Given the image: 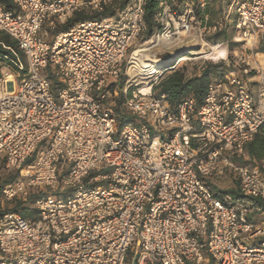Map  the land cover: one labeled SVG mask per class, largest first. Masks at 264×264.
I'll use <instances>...</instances> for the list:
<instances>
[{"label":"built area","instance_id":"built-area-1","mask_svg":"<svg viewBox=\"0 0 264 264\" xmlns=\"http://www.w3.org/2000/svg\"><path fill=\"white\" fill-rule=\"evenodd\" d=\"M112 1L0 2L27 60L0 78V163L18 173L0 194L46 192L33 218L1 212L0 264H264V170L248 154L264 126V0H223L216 20L214 0H160L140 43L147 0L103 15ZM81 10L102 15L63 29ZM229 26L233 65L201 102L159 92L181 55L152 73L133 56L155 35L197 44ZM210 43L196 55L229 45Z\"/></svg>","mask_w":264,"mask_h":264},{"label":"trees","instance_id":"trees-1","mask_svg":"<svg viewBox=\"0 0 264 264\" xmlns=\"http://www.w3.org/2000/svg\"><path fill=\"white\" fill-rule=\"evenodd\" d=\"M131 0H113L111 4L103 12V15H112L119 9L126 6ZM160 0H147L145 7V21L148 25L146 32V38L152 36L158 30V24L155 21V14L159 10ZM215 1V0H214ZM6 9L13 7L12 0H0ZM211 7V6H210ZM206 11L210 13L211 8ZM100 13H87L85 11H77L69 19V21L62 26L63 29L67 30L78 21L94 19L100 17ZM228 39L231 40L227 29L217 32L213 35L207 36V40L211 42H217ZM237 45L236 42L232 41L229 46L234 48ZM260 51L264 52V43H261ZM234 62V56L230 52L227 60H222L219 63H208L198 73L191 74V66L188 63H183L175 71H172L165 76L160 85L159 92H166L170 96V100L173 104H177L183 98L188 95H193L198 98L199 102L202 101L208 83L213 74H221L224 70L231 68ZM27 68V60L24 53L19 49L17 41L10 36L8 33L0 30V78L2 72L5 69H9L12 72L22 71L25 72ZM115 113L118 114L119 120H125V112L123 111L120 104L115 107ZM248 154L250 162L255 163L257 160L264 157V126L261 131L256 135L255 139L248 145ZM4 168L3 162L0 163V169ZM6 170V169H5ZM8 171V170H6ZM18 176V173L8 171L4 175L0 172V191L3 185L12 182ZM46 192L32 191L27 200L15 199L14 206L6 207L3 211L12 210L21 213L27 218H33L37 211L32 206L36 198L40 197ZM1 214V211H0Z\"/></svg>","mask_w":264,"mask_h":264},{"label":"rangeland","instance_id":"rangeland-1","mask_svg":"<svg viewBox=\"0 0 264 264\" xmlns=\"http://www.w3.org/2000/svg\"><path fill=\"white\" fill-rule=\"evenodd\" d=\"M210 8H211V10H210L211 18L213 20H216V19L220 18L222 16L223 11H224L223 10V0H215L214 5L211 6ZM227 32H228V35H229L231 40L229 41L228 39H226V40L223 39L222 43H226V41H229V44H230L232 42V38L234 36V30H232V28L229 26L228 29H227ZM145 38H146V36L145 37L142 36V38L137 40V43L142 42ZM208 43H209V41L207 40L206 37H204V40L199 42V43H197V44H193V43L182 44V45L176 47L175 49H170V50H167V51L163 50L164 48H162L161 46H157V47H154L153 50H155L154 52L158 55V57H159L158 59H161V60H163V59L167 60V59L170 58V56L174 57V56H176V54L177 55H182V56L183 55H189L190 59H188V61H184V62L188 63L191 66V74L194 75L195 73H198V67L202 63H207V64L208 63H219L222 60H224L222 58L223 56L222 57L212 56L210 58H206V59L204 58L203 59V58L199 57L200 55L194 54L196 51L207 50L209 48V45L212 44V43H210V44H208ZM227 45L228 44L226 43L223 48L227 49V51L229 53V52H231L232 48L229 45L228 46ZM258 46L260 48L261 44H259ZM219 49H221V48H219ZM203 54L204 53H202V55ZM253 164L260 165V167L264 170V157L262 159L257 160ZM0 172H1L2 175H4L8 171H6L4 168L1 167ZM0 181H1V178H0ZM214 189L216 191L219 190V186L215 185ZM14 202H15L14 200H10L9 201V200L3 199V197L0 194V211L2 212L6 207L14 206V204H15Z\"/></svg>","mask_w":264,"mask_h":264},{"label":"bare ground","instance_id":"bare-ground-1","mask_svg":"<svg viewBox=\"0 0 264 264\" xmlns=\"http://www.w3.org/2000/svg\"><path fill=\"white\" fill-rule=\"evenodd\" d=\"M183 33L176 38H165L162 37L161 35H155L151 39H149V46H146L145 48H140L135 51L134 57L136 59V62L139 64V67H147L146 71L152 72H158L159 69H161L162 64L164 62H161L162 60L160 59H152L153 62H150V54L153 52V47L161 46L163 48H174L175 46H180L184 43L185 37H183ZM155 51V50H154ZM204 51H196L194 54H199L203 53ZM227 54V50L225 48L218 49L216 53L214 54L215 57H224ZM154 55H157L156 53ZM218 55V56H217ZM182 56V55H181ZM190 59L189 55H183L181 62L187 61ZM173 67H170L171 69Z\"/></svg>","mask_w":264,"mask_h":264},{"label":"crops","instance_id":"crops-1","mask_svg":"<svg viewBox=\"0 0 264 264\" xmlns=\"http://www.w3.org/2000/svg\"><path fill=\"white\" fill-rule=\"evenodd\" d=\"M230 188L226 189L225 191L228 192H237V185L236 183H230V185H228Z\"/></svg>","mask_w":264,"mask_h":264},{"label":"water","instance_id":"water-1","mask_svg":"<svg viewBox=\"0 0 264 264\" xmlns=\"http://www.w3.org/2000/svg\"><path fill=\"white\" fill-rule=\"evenodd\" d=\"M176 47H178V46H175L173 49H175ZM172 54V53H171ZM170 55V54H169ZM177 55V54H176Z\"/></svg>","mask_w":264,"mask_h":264}]
</instances>
